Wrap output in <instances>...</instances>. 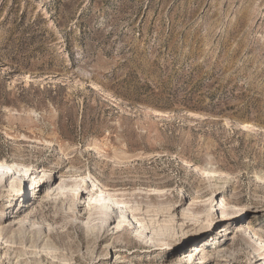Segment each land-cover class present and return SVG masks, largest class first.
<instances>
[{"label": "rangeland", "instance_id": "obj_1", "mask_svg": "<svg viewBox=\"0 0 264 264\" xmlns=\"http://www.w3.org/2000/svg\"><path fill=\"white\" fill-rule=\"evenodd\" d=\"M0 163V264H264V0H0Z\"/></svg>", "mask_w": 264, "mask_h": 264}, {"label": "bare ground", "instance_id": "obj_2", "mask_svg": "<svg viewBox=\"0 0 264 264\" xmlns=\"http://www.w3.org/2000/svg\"><path fill=\"white\" fill-rule=\"evenodd\" d=\"M243 126H245V124L243 125ZM246 128V127H245ZM6 168V166H4L3 164H1L0 163V178H2L3 179V181H0V187H2V186H4L5 184H6V178H8V176L9 177H11L10 176V174H8L6 171H4L3 169H5ZM199 170H200V172H202V174H204V175H207V174H210L209 173V171H206L204 168H199ZM25 172H27V171H25ZM3 182V183H2ZM43 183V182H42ZM2 189V188H1ZM24 196V195H23ZM23 199H25V197H23ZM74 200V199H73ZM98 204H100L99 202H97V203H93L91 206H89V207H86V209H89V211L87 210V212L86 211H83V213L81 214L82 216H85L86 214H88V216L90 217L93 213V211L91 210L92 208H99V209H102L103 207L102 206H100V205H98ZM25 206H26V203H22L21 204V208H20V210L19 211H22L23 209H25ZM45 206V205H44ZM28 207V206H27ZM73 207L75 208V207H78V203H75V201L73 202ZM102 207V208H101ZM85 208V207H84ZM240 209V211H242L243 209L242 208H239ZM239 209H238V211H239ZM18 211V212H19ZM239 211V212H240ZM108 212V211H107ZM108 216V217H107ZM116 217L117 216V211H116V209H114L113 207H111V210L106 214V217L107 218H112L113 219V217ZM235 216V215H234ZM105 217V218H106ZM44 218L46 219V220H50V221H53V222H56V221H59V220H61V221H63L64 222V224H65V226H67V227H69V223H68V221L67 220H65V215L64 214H62V212L60 211V210H58L57 212H55L54 214H44ZM107 218H106V220H107ZM225 220H226V218H224ZM193 227L195 228L196 227V232H195V234H204V233H206L207 231H208V226L207 225H202V224H199V225H193ZM225 233H227V235H229L230 233H231V231H228L227 229H225V230H223ZM8 232H9V230L7 229V230H5V229H3V228H1L0 229V238H2V239H5V240H3V242H1V244H2V246L0 245V248H6V251H10V250H16L15 248H14V246H12V245H9V243H15L16 241H19V243H21V242H26V239H23V238H21V237H17V236H13V237H11V236H9L8 235ZM62 231H60L59 233H61ZM41 240V239H40ZM42 241V240H41ZM40 241V242H41ZM45 242V243H44ZM43 242V245H42V247H44V246H46V247H49L48 246V244H47V242H49V241H44ZM6 243H8L7 245H5ZM4 245V246H3ZM118 246V244H116V247ZM17 247V246H16ZM214 248H215V246H214ZM198 250V249H197ZM5 251V252H6ZM200 251V250H199ZM198 251V252H199ZM18 252V251H17ZM210 262H211V260H209V259H204V260H202V264H210ZM236 264V263H235Z\"/></svg>", "mask_w": 264, "mask_h": 264}]
</instances>
